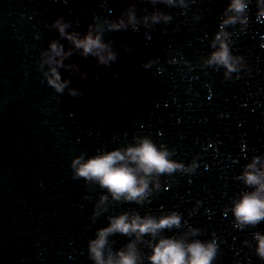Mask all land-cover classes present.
Listing matches in <instances>:
<instances>
[{
  "label": "water",
  "instance_id": "95a60500",
  "mask_svg": "<svg viewBox=\"0 0 264 264\" xmlns=\"http://www.w3.org/2000/svg\"><path fill=\"white\" fill-rule=\"evenodd\" d=\"M185 3L180 9L147 0H0V264H92L88 241L109 217L124 212L141 217L176 212L180 227L159 236L215 241L212 264H264L254 239L255 233L264 235V221L236 227L231 213L233 202L252 191L236 177L254 156L261 157L255 167L264 169V18L256 15V0H249L236 25H220L221 38L228 34L231 54L244 65L226 80L223 68L207 67L204 60L214 50L210 43L228 0ZM132 4L138 20L154 8L172 19L136 32H106L104 41L117 52L111 67L78 53L64 60L89 73L80 80L79 73L57 69L82 97L47 86L40 54L60 39L50 24L65 17L79 21L74 30L84 33L94 17L113 21ZM60 43L69 49L66 41ZM149 59L155 63L144 69ZM142 137L166 146L170 158L185 166L195 159L197 168L161 175L159 190L150 184V202L143 205L109 197L93 221L95 205L107 193L74 180L72 160ZM108 239L113 251L130 240L119 234ZM150 239L136 244L139 264H148Z\"/></svg>",
  "mask_w": 264,
  "mask_h": 264
},
{
  "label": "clouds",
  "instance_id": "9594fccd",
  "mask_svg": "<svg viewBox=\"0 0 264 264\" xmlns=\"http://www.w3.org/2000/svg\"><path fill=\"white\" fill-rule=\"evenodd\" d=\"M249 0H228L223 11L224 19L220 21L219 30L210 43L214 49L204 60L207 67L223 68L224 78L230 79L232 73L239 72L244 67L241 57H234L229 49L227 33L222 32L220 25L225 28L238 23L236 16L245 15ZM152 6L163 4L168 7H187L185 0H147ZM257 17L264 18V7L261 0H256ZM135 4L130 5L121 17L113 21L108 19L97 20L89 24L84 33L75 31L79 21L68 20L65 17L57 18L48 26L49 30H55L60 39H53L49 42L45 51L40 54L39 69L46 81L47 86L57 94H64L73 98L82 97L83 91L69 87L70 80H61L57 71L59 68L79 73L80 80L87 79L89 73L81 72L74 64H64V60L78 53L83 59L92 57L97 65L111 67L117 60V52L112 49L110 43L105 42L103 36L106 32H118L130 30L136 32L139 26L157 25L161 22L167 24L172 19L154 8L150 14L146 13L138 20ZM232 13L233 15H228ZM239 23H244L240 20ZM71 29V30H70ZM70 45L66 51L60 40ZM144 39L147 40V34ZM122 51L129 54V49L124 46ZM155 61L149 59L142 64L144 69L150 68ZM239 65V67H238ZM47 66V71L43 69ZM116 76V73H112ZM172 153L166 146L157 147L150 138H137L132 145L116 150L101 152L87 159L83 154L74 158L70 164L72 178L82 179L88 185H97L107 195H101L95 205L93 221L103 212L98 211L100 205L105 204L109 197L113 202L135 203L143 205L150 202L148 197L151 188H160L159 177L161 175H172L173 173L191 174L196 168L195 159L188 166L172 160ZM261 157L254 156L252 163L247 164L242 173L236 177L252 191L244 192L237 201L233 202L231 213L235 226H255L264 221V169H258L255 165ZM150 177H155L153 182ZM181 216L176 212H170L159 217L124 212L108 218V225L97 230L95 238L87 243L88 258L92 264H139L140 252L136 247L137 242H142L145 236L150 237L149 247L151 254L148 256V264H212L216 257L217 246L215 241L201 242L193 240L186 243L176 238H165L159 236L163 230L179 228ZM243 228V227H240ZM122 235L130 238L129 242L119 250L113 251L109 237ZM197 230L193 231V235ZM159 236V239L157 237ZM256 241L255 253L261 261H264V235L254 234ZM155 240L153 244L152 241Z\"/></svg>",
  "mask_w": 264,
  "mask_h": 264
}]
</instances>
